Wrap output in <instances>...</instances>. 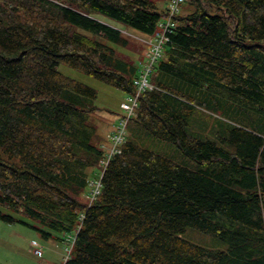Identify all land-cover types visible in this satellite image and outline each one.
Listing matches in <instances>:
<instances>
[{
	"label": "trees",
	"instance_id": "trees-1",
	"mask_svg": "<svg viewBox=\"0 0 264 264\" xmlns=\"http://www.w3.org/2000/svg\"><path fill=\"white\" fill-rule=\"evenodd\" d=\"M169 1L0 0V220L67 241L64 264H264V0H185L89 201L105 154L97 90L58 66L133 93L119 24L152 35ZM143 133L194 163L141 146Z\"/></svg>",
	"mask_w": 264,
	"mask_h": 264
},
{
	"label": "rangeland",
	"instance_id": "rangeland-1",
	"mask_svg": "<svg viewBox=\"0 0 264 264\" xmlns=\"http://www.w3.org/2000/svg\"><path fill=\"white\" fill-rule=\"evenodd\" d=\"M161 3L163 4V2ZM119 26L123 28L124 32L128 30V34L131 36L129 47L122 49V52L131 60L139 63L142 50L146 48L140 38L146 37V35L122 24ZM58 70L64 75L88 84L97 90L95 104L100 110L91 114V120L97 125L99 134L105 137L107 130L112 128V124L118 123L119 117L126 113L122 108V103L129 94L65 63H60ZM133 137L141 146L168 156L179 163L190 166L194 163L171 142L160 140L149 133L138 134L137 137L135 135ZM94 172H99V169L95 168ZM18 218L29 223H35L23 215H18ZM184 236L191 242L204 247L224 248V244L217 237L197 229L188 228ZM66 243L68 242L66 241ZM35 245L43 246L42 256L34 254L33 247ZM67 246L69 245L58 239L45 238L39 230L28 224L8 223L0 220V264H63L68 254Z\"/></svg>",
	"mask_w": 264,
	"mask_h": 264
},
{
	"label": "built area",
	"instance_id": "built-area-1",
	"mask_svg": "<svg viewBox=\"0 0 264 264\" xmlns=\"http://www.w3.org/2000/svg\"><path fill=\"white\" fill-rule=\"evenodd\" d=\"M184 2L185 0H170L167 6V14L158 22V28L155 33L143 39V42L147 45L146 58L139 65V74L134 80L135 91L129 94L122 103V108L126 113L120 118L115 129L109 134L108 143L103 145L106 153L99 162L101 171L96 178L89 181L91 186L89 194L90 202L94 201L101 192L102 179L110 161L123 150V145L127 139L128 125L131 118L135 116L141 93L155 88L150 82V76L164 55L169 34L172 33L177 25L176 17L180 13ZM33 251L37 256L43 255L42 246L35 245Z\"/></svg>",
	"mask_w": 264,
	"mask_h": 264
},
{
	"label": "crops",
	"instance_id": "crops-1",
	"mask_svg": "<svg viewBox=\"0 0 264 264\" xmlns=\"http://www.w3.org/2000/svg\"><path fill=\"white\" fill-rule=\"evenodd\" d=\"M145 51H146V49L144 48V49L142 50L143 53H141L139 59H143V58H144ZM111 129H112V128H111ZM111 129H108L106 133L108 134V133L111 131ZM107 134H106V135H107Z\"/></svg>",
	"mask_w": 264,
	"mask_h": 264
}]
</instances>
